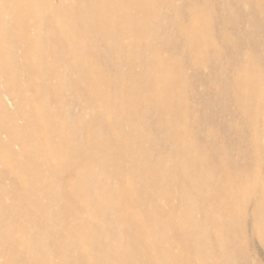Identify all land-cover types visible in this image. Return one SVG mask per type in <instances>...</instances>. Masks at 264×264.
<instances>
[{
	"label": "bare ground",
	"instance_id": "obj_1",
	"mask_svg": "<svg viewBox=\"0 0 264 264\" xmlns=\"http://www.w3.org/2000/svg\"><path fill=\"white\" fill-rule=\"evenodd\" d=\"M58 1L56 4L54 0H0V70L5 74L0 84L7 82L4 88L0 85V99L7 95L21 106L22 112L27 106L32 110L28 111L31 116L22 127L0 106V136L6 135L0 144V175L16 176L10 187L0 183V255L7 256L8 264H22L21 254L17 253L20 248L28 252L31 264H51L53 255L58 257L59 264H179L185 248L174 255L172 240L192 241L205 233L208 227H202L197 214H202L207 221H215L233 208L236 199H240L233 191L240 186V179L236 177L240 168L231 170L233 157L222 147L201 149L198 135L189 127L195 117L183 92L186 80L182 61L175 57L163 58L154 46L159 21L166 20L158 6L164 3L169 6L171 1L77 0L76 8L70 4L71 0ZM254 3L260 11L264 9L262 0ZM131 10L135 11L133 15ZM9 14L14 16L13 21L7 18ZM194 15L196 18L186 27L179 20L174 21L190 55L214 46L204 11L195 5ZM133 23L144 26L139 34L131 33ZM80 24H84V31L78 29ZM129 37L142 41L130 44ZM101 47L114 50L119 63L124 62L126 52L132 53L128 72H121L122 65L116 63V74L111 77L105 73L103 64L93 63L90 55L96 51L95 55L100 54ZM253 53H243V63L233 65L232 85L237 102L252 108L246 112L250 114L249 121L256 124L252 137L257 145L258 131L264 132V69ZM22 60L25 65L21 64L24 66L21 69L26 77L8 65ZM134 64L141 65L140 72L134 71ZM79 83L90 85L88 95L93 100L91 107L82 102L81 108L84 112L91 108L98 123L114 129L115 139L98 124L85 125L79 116L85 125L80 126L91 135L93 143L78 140V127L83 130L78 126V111L71 110L68 102L73 100L78 105V100H83L78 94ZM136 99L145 101L142 109ZM139 111L143 115L153 114L156 126L164 132L163 138H173L175 146L186 148L184 153L178 154L173 145L152 163V151L146 143L153 138L141 131L144 124L139 131ZM199 134L202 133L199 131ZM114 142L125 143L130 149L124 155L137 154L140 162L127 169L130 165L115 149ZM16 146H20L18 151ZM261 157L257 154L259 161ZM121 165L126 167L124 171L114 169ZM66 175H70L72 182L67 192L63 188ZM250 186L252 182L245 186L244 192ZM10 192L18 196L13 200L15 208L19 204L24 207L38 230L35 245L38 249L34 251L22 237V224L8 217L15 214L9 215L13 208L9 209L1 196ZM174 200L179 204L173 214H183L184 222L178 224L174 218L164 226L159 224L157 215L166 210L163 204ZM53 225L60 226L61 234L52 231L56 236L49 239ZM193 226L200 228L192 232ZM47 239L58 245L54 253L43 248L42 243ZM62 241L66 245L58 244ZM74 252H78V260L73 257ZM213 262L224 264L226 259L217 256Z\"/></svg>",
	"mask_w": 264,
	"mask_h": 264
},
{
	"label": "rangeland",
	"instance_id": "obj_2",
	"mask_svg": "<svg viewBox=\"0 0 264 264\" xmlns=\"http://www.w3.org/2000/svg\"><path fill=\"white\" fill-rule=\"evenodd\" d=\"M17 1L24 2L25 0H17ZM169 1H171V5L169 6H167L165 3L164 4L166 7H163L164 4L163 5L161 4L162 6L161 5L158 6V11L162 14L161 16L166 17L164 18L166 20L161 19V21H159L158 29H156V35H155L156 37L154 36L155 37L154 46L157 48V51L160 53V55L163 58L175 57L176 59H179L178 60L179 62L182 61L180 62V65L186 80V84L183 88L184 89L183 92L186 97L187 106L189 107L191 113L195 117L194 122L193 121L189 122L190 123L189 127L192 133L194 134L196 133L198 135V139H199L198 141L200 142L201 149L207 150V149L222 147L229 153L231 157H233V161L230 163L229 166L231 170L238 171V169L240 168V174H238L239 176H236L238 179H240V186L233 189L234 193L235 194L237 193V195L240 196V199H236L233 208L229 212L225 213L224 216L222 215L219 220L207 221L204 219L202 214H197L198 218L202 222L200 223L198 219L199 222L197 224L200 223L204 229L208 227L206 229V231H208L207 234L206 231H204L205 233H202L204 234L203 236L202 234L201 235L199 234V236L197 235V239L192 241L181 240V238L180 239L174 238L175 241L172 240L174 247L173 249L174 255L180 254L182 252L181 250L185 248V253L180 254L181 257L182 256L184 257L181 258L179 264H216L213 262V259L214 257L217 256L225 257L226 262L224 264H264V132L258 131V136H257L258 143L257 145L254 144L253 140L255 138L253 139L252 135L255 133L254 127L256 126V124H254L252 121L251 122L249 121L250 114L246 112V111H251L252 108L250 109L248 107H244L243 105H241V103L239 104L237 102L238 98L236 96V93L232 85V80L234 78L233 74H235L233 69L235 68V66L237 67L238 65L243 63L244 61L242 59L243 53L252 54L254 52L253 54L257 55L259 58L257 61L258 65L262 69H264V59H263L264 58V24H262L264 23L263 20L264 17H262L264 16V9L260 11L261 9H258L256 6H254L255 5L254 2H256V0H252V1L250 0L248 1L247 0L245 1L169 0ZM262 1L264 2V0ZM58 2H59L58 0H54V3L57 4ZM77 2H78L77 0H71L70 4L72 5L73 8H76ZM195 5L199 6L201 10L204 11V16L206 19L205 21L208 22L206 26L208 27L209 34L211 36V39L213 40L214 46L212 48H208L207 51H204L202 53H198L196 55H190L186 49L185 40L179 36L178 31L175 28L174 21L179 20L184 27L190 25L191 20L196 18L194 15ZM167 7H169V9ZM175 8H177L176 9L177 11L175 10ZM170 9L172 10L174 9L175 12H171L172 10ZM131 11L130 12L133 15L135 11L134 10ZM7 18L13 21L14 16L12 14H9ZM134 24L135 23L131 24V27L133 28L131 33H134V35H136L139 34V31L144 26H142L141 24H137V25L135 24L136 25L135 26ZM83 25L84 24L78 25L79 26L78 29L84 31L82 29ZM41 31L45 33V30L42 28ZM159 37L161 38L163 37V38L160 39ZM157 38H159V40H157ZM139 40L140 42L142 41L140 38L137 37H129V39H127V42L130 44L131 43L138 44ZM161 43L164 44L161 45ZM98 50L100 54L98 53V55H95L98 52L96 51L95 53H93V55L92 54L90 55L91 60H93L92 62L93 63L100 62L101 65L103 64L102 66L103 67L105 66L104 67L105 73L108 76L113 77L116 74L115 71L117 69L115 66H118L117 64L119 63V59L117 58V56H115L116 55L115 51L114 50L112 51V49H109L107 47L104 48L101 47ZM128 53L126 52V54L123 57L122 61L124 62L119 63L120 65H122L120 66V71L123 73L128 72V68H129L128 64L131 62L130 60L133 58V56L131 57L132 53L130 52ZM237 53L239 54L237 55ZM207 54L210 56H207ZM126 55L130 56L129 59H125L128 57V56L126 57ZM148 55L150 56V54ZM208 57L209 58L211 57L210 61L212 60L213 62L212 61L209 62ZM195 58H197L198 60ZM202 61H205V63H203ZM23 62H24L23 60L18 62L12 61L9 62L8 65H11L12 67L16 68L18 71H22L23 74L21 75H23V77H26V74L21 69L22 65H25ZM18 65L20 68L18 67ZM135 67L136 65L134 64L133 68L135 72H137L138 70H139L138 72L141 71V65H138V67L136 68ZM2 72L3 71L0 70V80L2 76H3L2 79L5 76L4 72L3 73ZM126 80L127 82L130 81L128 78ZM80 84L81 83L78 84L79 86L78 94L82 95L81 96L82 98L80 99H83L85 101L78 100V105L73 100L68 102L71 110L78 111V126L82 125L84 127L88 123L87 124L88 126L95 127V125L98 124V126L100 125L99 127L101 130L103 131L107 130L110 136L112 137V139H115L113 138L115 135L114 129L113 130L109 129L107 125L101 123L103 124L102 126L100 123H98V121L95 118H93L94 116L91 113V108L88 109L87 112L86 111L84 112L83 108H81L83 107L82 105L83 103L87 104V106L92 105L93 100L92 97L88 95L90 85L84 83L81 86ZM0 85L1 87L4 88V86L7 85V82L3 81L1 82ZM44 97L46 101H51L53 105H55V103L50 98H48L47 96ZM0 101H1L0 106L1 104L2 106H4L3 108L7 112L9 117L11 115V118L15 120L16 124L18 123L17 124L18 126L22 125L23 127L27 122V120L30 118L29 116H31V114L29 113L32 110L29 109L27 106L25 107L26 110L22 112L23 110L21 109V106H19L12 98H10L7 95L3 96L2 99H0ZM136 101L137 103L140 102L138 104L140 106V107L138 106L139 108L145 105V101H143V99H138V100L136 99ZM246 108H248V110H246ZM18 110L20 111L17 112ZM141 113L142 115H140ZM140 114H138L141 120L139 131L141 130L142 127L141 125L144 124L143 126L144 130L142 129L141 131L143 133H147L153 138L151 140L148 139L149 141H147L146 143V147L150 151H152L151 152V157L153 158L152 163H154V159H156L157 156L163 155L165 151L170 146L173 145H174L173 147H175V149L178 150V154L184 153L186 148L182 146H175L176 144L174 143L173 138L170 139L163 138L164 132L162 129H159L156 126L157 119L155 118V116H153V114L147 113L143 115L144 114L143 112H140ZM13 115L14 118L12 117ZM25 116L27 118H25ZM79 116H81V118L83 119L81 121H83L85 125L81 123V121L79 120ZM83 127L80 126L81 130L84 131ZM83 131L81 132L78 127V140L83 141L84 139V141H87L89 144L93 143L91 135L87 133L86 130L84 132ZM199 131L202 134H199ZM80 133L81 134L85 133V134L80 135ZM152 134L155 136H153ZM203 135H207V138L206 136H204L205 137L204 138ZM5 136H6L5 134H2L0 136V144L3 141H5ZM85 138L87 140H85ZM115 143L116 142H114L113 144L115 146V149L119 153L121 152L124 155L126 152L127 153L129 152L130 148H128L125 145V143L119 145ZM165 143L166 145H164ZM209 145L212 147H210ZM152 148L154 150H152ZM15 149L16 151H18L20 149V146H16ZM257 154H261L262 161H259L261 159H257ZM140 159H141L140 156H138L137 154L136 155L130 154L125 156L126 163L127 162L129 163L127 165L128 166L130 165L129 167H127V169L128 168L132 169L135 166L136 162L137 164L140 162ZM258 161L259 163H257ZM99 162L101 161L99 160L94 164L97 165V163ZM257 167L259 168L257 169ZM118 168L121 171L118 170ZM114 169H117V171L122 172L126 169V167H123V165H121L115 167ZM69 176L66 175L64 177L65 181H67V183L63 187L66 192L69 191L70 186L72 185ZM15 180H16V176L14 174H7L5 176L0 175V183L5 184L9 187L15 183ZM250 182H252V186H250L249 189L246 192H244V190L247 189L245 188V186ZM12 192H10L11 196H13ZM10 195L4 194L3 196H1L2 200L8 205L9 209L10 208L14 209V210L10 209L9 215H13V214L15 215L8 217H10L9 218L10 220H14L16 223L22 224V228H23L22 237L24 238L26 243L28 241V243L31 244V250L33 249L32 251H34L35 248H37L35 245H37L36 243L38 242V238H37L38 230L36 229L34 222L30 219L31 217L28 218L29 216L26 214L27 212L25 213L26 211L25 208L22 207L20 204L18 205L19 207L17 206L18 208H15V204L13 205V200L18 196H16L15 194L13 197H11ZM63 201H67V200L64 199ZM178 204H179L178 200H174L163 204V207L165 206L164 210L165 209L166 210L163 213H159L157 215L159 224L162 225L164 223L163 224L164 226L167 223H169L171 219L173 220L174 218H176L175 220L178 221V224L184 222L185 218L183 214L179 212H175V214H173L174 212L173 210H175ZM24 222H26V224ZM59 228L60 226L53 225L51 226V232L56 231L55 234L60 235L61 233L58 230ZM191 228L190 231L195 232L198 230L197 228L200 227L193 226ZM55 234H53L52 232L51 235L49 236V239H51V236H56ZM32 238L35 240H33ZM49 239L45 240L44 243H42L44 245L43 248L44 249L46 248L52 251V253H54L55 250L58 248V245L54 246V242ZM31 241L33 244L30 243ZM245 241H247L246 245L244 244ZM10 244H14L13 246L16 247V244L14 242H10ZM58 244L66 245V242L62 241L59 242ZM26 252L24 251L23 248H20L19 250L17 249V253L19 255L21 254L20 257L22 258L21 259L22 264H31L29 262V257H27L28 252L27 253ZM52 257L50 258V260L53 263L51 262L49 263L55 264L57 261L56 264H59L58 257L56 258L55 255H53ZM73 257H75V259L78 260V252H74ZM40 261L42 262L43 260ZM6 263L8 264L7 256L3 254L2 256L0 255V264H6Z\"/></svg>",
	"mask_w": 264,
	"mask_h": 264
}]
</instances>
